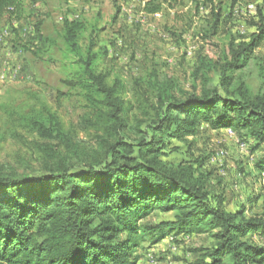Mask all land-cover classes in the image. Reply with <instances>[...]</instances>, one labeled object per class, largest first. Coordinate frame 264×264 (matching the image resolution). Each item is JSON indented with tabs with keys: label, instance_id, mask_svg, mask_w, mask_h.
Wrapping results in <instances>:
<instances>
[{
	"label": "trees",
	"instance_id": "trees-1",
	"mask_svg": "<svg viewBox=\"0 0 264 264\" xmlns=\"http://www.w3.org/2000/svg\"><path fill=\"white\" fill-rule=\"evenodd\" d=\"M165 1L146 2L144 12L161 13ZM22 10L21 0H0V18L18 19ZM83 29L79 21L63 23L76 70L62 83L80 90L104 137L93 155L68 158L58 146L44 145L38 171L0 174V264H136V248L170 235L210 236L212 246L194 264H264V245L252 240L257 235L264 241V209L250 217L244 208L228 212L223 197H211L191 165L169 166L162 160L167 141L186 142L201 124L252 140V151L264 144V98L249 97L242 85L230 90L234 74L264 40V19L248 42L216 66L217 87L182 98L159 96L155 114L133 140L126 134L122 84L115 80L108 86L96 72L95 39L84 50L78 44ZM39 40L36 30L29 44L35 47ZM41 109L19 116L18 126L44 139L59 135L57 115ZM255 168L264 173V159ZM154 212L172 218L144 225Z\"/></svg>",
	"mask_w": 264,
	"mask_h": 264
},
{
	"label": "rangeland",
	"instance_id": "rangeland-1",
	"mask_svg": "<svg viewBox=\"0 0 264 264\" xmlns=\"http://www.w3.org/2000/svg\"><path fill=\"white\" fill-rule=\"evenodd\" d=\"M148 1L21 0L19 27L34 31L24 44L14 33L11 55L0 54L7 77L0 80V174L21 176L38 171L44 145L58 146L68 158L99 151L104 136L95 115L80 90L62 83L76 70L62 37L65 20L83 25L78 35L82 50L95 39L93 65L106 84L121 82L126 134L133 140L155 114L159 96L182 98L217 87L216 66L248 42L264 19V0H166L157 15L144 12ZM8 24L7 17L0 18V29ZM36 30L42 40L32 47L29 43ZM239 85L249 97L264 98V40L234 74L230 90ZM42 107L54 112L62 127L50 139L18 126L19 116ZM165 144L162 160L169 166L191 165L210 196L223 197L226 211L244 208L245 217L263 211L264 173L257 172L255 165L264 159V144L252 151V140H243L231 130H211L206 124L186 142ZM171 218L172 214L154 212L142 223L155 225ZM252 240L264 245L257 235ZM211 246L209 235H170L154 246L141 244L133 257L138 258L136 264H194Z\"/></svg>",
	"mask_w": 264,
	"mask_h": 264
},
{
	"label": "built area",
	"instance_id": "built-area-1",
	"mask_svg": "<svg viewBox=\"0 0 264 264\" xmlns=\"http://www.w3.org/2000/svg\"><path fill=\"white\" fill-rule=\"evenodd\" d=\"M11 13H13L14 11L12 9H10ZM9 20V24L7 25V27H3L0 29V54L2 55L3 52L5 51L6 56H10V41H13L14 38V33H17L20 37L23 39V44L26 42V38L27 35H31L33 34V27H27V28H23L21 29L19 27V23H18V19L16 18V15H12L11 17L8 18ZM19 52H21V50H19ZM4 61L2 60V57L0 56V80H6V74L4 72L5 70V65H4ZM15 76V72L12 73L11 77ZM246 145L244 143L241 144V147H245ZM173 238L170 237L169 240H172Z\"/></svg>",
	"mask_w": 264,
	"mask_h": 264
}]
</instances>
